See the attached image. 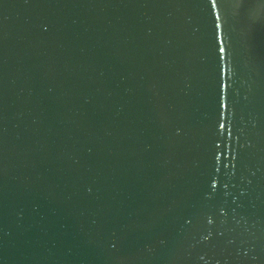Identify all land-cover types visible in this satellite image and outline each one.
I'll return each instance as SVG.
<instances>
[{
  "label": "water",
  "instance_id": "1",
  "mask_svg": "<svg viewBox=\"0 0 264 264\" xmlns=\"http://www.w3.org/2000/svg\"><path fill=\"white\" fill-rule=\"evenodd\" d=\"M264 0H0V264H264Z\"/></svg>",
  "mask_w": 264,
  "mask_h": 264
},
{
  "label": "snow or ice",
  "instance_id": "2",
  "mask_svg": "<svg viewBox=\"0 0 264 264\" xmlns=\"http://www.w3.org/2000/svg\"><path fill=\"white\" fill-rule=\"evenodd\" d=\"M241 3H247V0H241ZM213 4H215V0H213ZM259 7H264V4H259Z\"/></svg>",
  "mask_w": 264,
  "mask_h": 264
}]
</instances>
